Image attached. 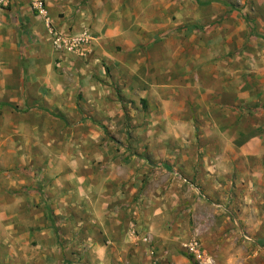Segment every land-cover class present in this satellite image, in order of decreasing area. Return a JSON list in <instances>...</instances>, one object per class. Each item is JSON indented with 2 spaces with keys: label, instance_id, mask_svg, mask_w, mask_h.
Instances as JSON below:
<instances>
[{
  "label": "rangeland",
  "instance_id": "rangeland-1",
  "mask_svg": "<svg viewBox=\"0 0 264 264\" xmlns=\"http://www.w3.org/2000/svg\"><path fill=\"white\" fill-rule=\"evenodd\" d=\"M206 1H185L193 19L186 26L196 21V28L168 47L191 42L193 61L204 59L195 74L208 90L169 104L171 114L153 99L137 106L138 96L125 97L117 106L124 118L110 130L93 121L92 98L76 90L72 103L69 87L60 96V52L86 62L85 48L60 51L55 35L62 34L35 12L34 0L25 26L13 22L11 0H0V264H264V32L254 24V0H223L238 13L233 24L229 5ZM64 74L69 86L73 77ZM105 77L112 79L108 70ZM121 94L119 86L104 90L106 99ZM96 128L100 138L90 136ZM100 141L125 150L122 163L144 165L143 193L134 210L124 207L147 217L162 207L155 220L130 221L112 208L113 178L122 173L108 169ZM105 199L109 213L93 211ZM106 217L123 227L95 229ZM124 244L136 246L131 255Z\"/></svg>",
  "mask_w": 264,
  "mask_h": 264
},
{
  "label": "crops",
  "instance_id": "crops-1",
  "mask_svg": "<svg viewBox=\"0 0 264 264\" xmlns=\"http://www.w3.org/2000/svg\"><path fill=\"white\" fill-rule=\"evenodd\" d=\"M31 0H11L13 22H19L18 25H30L29 12L27 11ZM186 0H49L50 7L48 8L47 25L52 26L64 37L81 35L88 33L92 35V39L88 46L84 49L87 51L86 62L82 59L72 56L70 54H63L60 52V96L65 94V89H71L73 99L72 103H76L77 94L81 92L86 97L92 98V106L94 117L93 121L108 123L109 129L112 125L111 121L121 120L124 118L123 113L117 108L118 105L126 104L125 97L138 96L140 100H136L137 106H143L153 99V104H157L161 111H169V104L176 106V101H186L190 96L195 98L196 91L208 90L207 78L196 75L198 67L197 64H203V58H198L199 62L193 61L194 57L191 51V45L180 46L181 49L172 51L170 43L174 41H188L187 37L191 31L196 28L194 26L187 27V22H191L192 17L185 13ZM191 1V0H190ZM202 6L207 5L206 0H199ZM257 3L258 12L256 11L257 29L264 32V0H254ZM214 5L225 6L229 5V19L231 24L239 22L237 11L223 0L211 1ZM226 5V6H227ZM184 6V8H183ZM180 17L173 21L174 16ZM186 15V16H185ZM202 19L204 16L209 17L206 10L201 9ZM172 17V18H171ZM191 17V19H189ZM37 18V17H36ZM206 18V19H207ZM176 22V23H175ZM177 24V25H176ZM18 25H15L16 27ZM241 27L242 24L238 23ZM252 31H255L253 23L249 25ZM25 34V42L27 32ZM257 36L263 37L262 34L256 33ZM163 37V38H162ZM22 38L19 37V40ZM13 42H18L15 39ZM19 43V42H18ZM18 47H21L19 43ZM2 47L0 46V50ZM1 53V51H0ZM240 56V54H238ZM237 56V57H238ZM234 57H236L234 55ZM197 63V64H196ZM22 64V63H21ZM112 75L111 78H106V71ZM63 73L70 74L73 77L72 82L67 86L63 84L64 78L67 77ZM83 75L82 79L77 77L78 74ZM196 73V74H195ZM196 76L198 78H196ZM113 86H119L122 89V99H118L115 95H111L110 99L104 97V90L113 92ZM196 90V91H195ZM12 89L7 92L11 95ZM6 94V93H5ZM1 94L0 96H5ZM76 94V95H75ZM149 94V97L147 96ZM187 95V96H186ZM79 96V95H78ZM116 102H114V97ZM85 97V98H86ZM63 103H60L62 105ZM189 106V104H187ZM199 105V103L197 104ZM100 106L107 110H100ZM113 106L114 111L111 112L109 108ZM185 106V105H184ZM163 108V109H162ZM138 110V109H136ZM100 111V112H98ZM160 111V112H161ZM159 112V113H160ZM161 114V113H160ZM78 116V115H75ZM138 121V120H137ZM96 126H100L96 124ZM91 132L90 136L100 138L102 131ZM97 141V140H96ZM99 148L105 152V158L109 159L108 169L112 172H117L118 168L122 175L113 178L112 184V208L123 210L120 212L123 216L124 211H127L130 221L131 218H138L145 220H155L153 214L163 211L162 207L157 206V211L151 209L152 214L148 217L135 209V216H133L137 203L134 201L143 193L144 174L146 169L142 163L125 160L121 162V155L125 154V150L118 145L105 144L103 141L97 142ZM107 161V160H106ZM126 183L122 187V183ZM96 192V191H95ZM104 201H96L92 205L93 211L102 212L106 208L103 215L109 213V206ZM151 201V200H149ZM98 203V204H97ZM131 204L132 209L125 208L124 205ZM121 207V209H120ZM138 209V208H137ZM114 209H111L113 211ZM12 216H16L13 213ZM110 215V214H109ZM113 216V215H112ZM142 216V217H141ZM106 217L103 222H98L93 227L99 229H112L113 226H120L122 222L110 221ZM115 220V218H114ZM12 222L5 225V229H10ZM123 227V225H121ZM1 227V225H0ZM118 229H121L120 227ZM124 229V228H122ZM144 229V228H142ZM107 234V236H105ZM111 234L105 231L104 239H110ZM135 245L124 244L123 249H127L131 255ZM128 253V254H129ZM129 256H127L128 261ZM126 260V258H125Z\"/></svg>",
  "mask_w": 264,
  "mask_h": 264
},
{
  "label": "built area",
  "instance_id": "built-area-1",
  "mask_svg": "<svg viewBox=\"0 0 264 264\" xmlns=\"http://www.w3.org/2000/svg\"><path fill=\"white\" fill-rule=\"evenodd\" d=\"M1 3L8 4V0H1ZM33 7L35 12L39 13V16H47L48 12L46 0H34ZM91 39V35H89L87 32L81 35L70 37H64L63 35H55V44L56 47L60 49V51L64 49L70 52L78 53L81 52L84 48H86V46H88ZM190 251L194 254H199L200 252L197 247V244H192L190 246Z\"/></svg>",
  "mask_w": 264,
  "mask_h": 264
},
{
  "label": "trees",
  "instance_id": "trees-1",
  "mask_svg": "<svg viewBox=\"0 0 264 264\" xmlns=\"http://www.w3.org/2000/svg\"><path fill=\"white\" fill-rule=\"evenodd\" d=\"M11 107V106H10Z\"/></svg>",
  "mask_w": 264,
  "mask_h": 264
}]
</instances>
